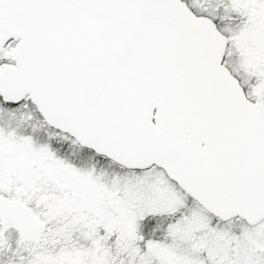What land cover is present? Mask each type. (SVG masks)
<instances>
[{"label": "snow or ice", "instance_id": "1", "mask_svg": "<svg viewBox=\"0 0 264 264\" xmlns=\"http://www.w3.org/2000/svg\"><path fill=\"white\" fill-rule=\"evenodd\" d=\"M0 264H264V0H0Z\"/></svg>", "mask_w": 264, "mask_h": 264}]
</instances>
